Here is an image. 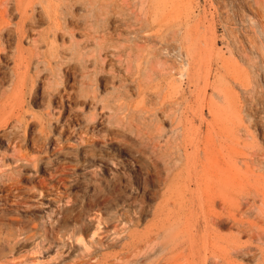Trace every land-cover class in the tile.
<instances>
[{
    "label": "bare ground",
    "instance_id": "bare-ground-1",
    "mask_svg": "<svg viewBox=\"0 0 264 264\" xmlns=\"http://www.w3.org/2000/svg\"><path fill=\"white\" fill-rule=\"evenodd\" d=\"M83 1L85 0H0V67L3 63L1 57L4 58V63L9 61L11 64L8 73L13 92L10 96L12 99L7 101L9 103L14 101L12 106L6 105L8 110L0 106V140L11 143L15 153L14 166L9 170L10 174L3 169L6 166L4 163L2 164L4 167H0V193L10 188V195L16 202H19L20 191H23L19 183L34 180L29 176L40 170L54 172L53 160L42 156L49 154V148L43 147L45 141H48V144H54L56 141L63 143L64 138L73 136L80 141L78 153L85 158L86 169H96L104 165L113 177L116 176V163L110 162L96 149L99 128L95 127V118L99 114L95 111L101 115L100 109L102 111L109 109L106 104H102L99 96L84 94L78 98L73 89L67 87L56 89L48 95V111L41 115L33 113L31 121L25 120L29 111L24 105L25 90L33 72L44 82L65 79V83H70L69 75L65 76L60 72L66 68L74 81L82 73L85 80L83 83L93 85L100 73H106L104 64H113L114 56L118 55L115 54L118 51L115 52L114 47H111L114 34L101 33L97 27V18L90 27L85 25ZM108 1L110 3L104 5L107 9L109 7L112 9L107 12L102 9V13L113 12L115 0ZM122 1L124 4L129 0ZM258 1L257 5L253 6L257 11L264 8L263 3ZM90 2L94 4L95 0ZM98 7L96 6V9ZM175 7L179 8L178 5ZM88 12L90 13V10ZM144 13L147 19V9ZM191 14L189 10L188 20ZM99 15L95 12V17L100 18ZM112 17H108V21L114 18ZM76 34L83 38V43L75 40ZM127 37L125 49L132 51L136 40L132 41L131 36ZM224 38L230 40L232 36ZM186 39L189 49L197 45L189 33ZM236 39L240 44L239 48L235 47L237 53L229 41L225 51L215 47L218 39L212 40L213 63L211 62V67L207 64V68H210L207 73L205 70L204 80L206 89H212L213 95L209 96L206 93L204 99L199 101L202 112L208 111L211 120L201 118V127H194L192 122L188 126L189 121L181 112L177 118L180 129L166 137L163 146L165 151H162L160 142H155V147L160 151L159 156H155L159 160L158 166H154L161 167V176L154 181L157 189L142 197L134 193L117 192V197L105 193L97 194L92 204L83 210V224L80 228L70 229L66 222L62 223L60 220L50 227L54 247H51V243L37 245L35 253L41 255L40 264H63L66 258H71L73 264H238L233 259L234 255L241 254L245 259L252 257L248 246L240 240L242 234H248L253 240L264 241L263 231L261 233L264 229V178L246 177L244 172L250 171V164L257 166L264 164V154L261 160L258 151L260 148L246 144L243 137L249 132V126L253 125V128L259 126L262 136L264 135V119L260 114L258 94L264 83V48L259 47L261 56L251 55L247 51V45H250L252 50L257 48L261 39L257 34L246 37L247 41L244 39L247 42L246 46L241 37L236 36ZM59 41L62 45L58 44ZM66 42L72 47H77L78 58L74 62L68 54L71 47L63 49ZM23 43H28L30 47H23ZM89 43L93 44L94 49L83 52ZM137 49L140 51L142 47ZM228 53L230 56H227ZM235 53L239 55L238 59L234 57ZM171 56L172 53L170 59ZM127 61L128 67H131V56L127 57ZM184 66L185 69H189L190 63L185 62ZM54 67L59 69L56 71ZM145 74L144 71V76ZM41 75L43 77H40ZM104 82L106 85L111 83L114 86V77L108 75ZM235 87L240 90L237 91ZM173 92L174 89L170 86L166 99L171 98ZM143 93L145 97L146 88ZM242 94L253 99V104L251 102L252 105L250 104L247 109ZM183 102L186 104L185 108L193 107V101L183 97ZM219 102H222V105ZM85 105L94 113L86 116L84 121L79 109ZM167 105L171 106V102L167 101ZM56 110H59V116L67 120L57 118ZM66 111L69 115L65 117ZM24 122L30 127L36 125L39 136L22 138L19 130ZM203 124L205 130H202ZM47 129L50 131L58 129V135L54 134L52 138L47 137L45 141H41ZM174 140L177 145L176 151L171 150ZM21 142L26 144L31 142L39 149V155L31 156L20 151V148L18 150ZM56 145L58 147L61 144ZM249 148L250 155L243 150ZM241 156L248 161L244 159L239 166L234 158ZM71 157V154L62 148L55 163L68 161ZM155 163L154 161L153 164ZM111 187L117 191L116 180ZM7 194L0 195V202L3 203L0 213H3L2 211L6 210L4 207L9 204ZM9 197L12 200L11 196ZM40 197L46 199L48 192L46 194L41 192ZM103 205L113 208L105 217L99 212ZM143 219H146L144 227L140 225ZM20 223L19 218H8L5 214H0V264H38V259L33 260L29 256L22 259L13 256L31 248V240L37 235L36 232L28 234L31 230L23 232L22 227L19 229ZM4 226L7 228L5 232L2 230ZM34 227L32 226L33 229ZM223 230H234L233 233L237 231V235H234L236 240L232 248L229 247V253L226 252L227 237L222 235ZM79 242H83V255H78L74 249ZM110 246L116 248L114 253L102 254L96 262H91L96 253ZM259 257L261 258L257 257V261L261 260V264H264V257L260 254Z\"/></svg>",
    "mask_w": 264,
    "mask_h": 264
},
{
    "label": "rangeland",
    "instance_id": "rangeland-1",
    "mask_svg": "<svg viewBox=\"0 0 264 264\" xmlns=\"http://www.w3.org/2000/svg\"><path fill=\"white\" fill-rule=\"evenodd\" d=\"M258 2H262L264 5V0H259ZM109 3L108 0H95L94 4H92L90 0L83 1V21L85 25L90 27V25L98 19L97 27L101 33L107 34L112 32L114 34L113 45L111 46L109 44L111 47H114L113 50L115 52L118 51L115 53L116 55L118 53V55L114 56V65L105 63L104 68L105 70L107 69L105 71L106 73H100L97 77V81L92 83L93 85H86L83 83L85 80L83 79L82 73H80L79 76H77V80L74 81L66 68H63L60 72L62 75H69L70 83H65V79L44 82L33 72L31 74L32 78L29 79L25 90L24 105L26 110H29L28 114L25 116V120L29 122L31 121V114L41 115L48 111V95L56 89H62L63 87H67L70 90L73 89L78 98L84 94L88 96H99L102 99V104H106L109 109L103 111L100 109L101 115L100 112L95 111L99 114V116L95 118V127L97 126V128H99V135L97 134L98 137L96 138V149L110 162L113 161L116 163V176L113 177L104 165L96 169H86L84 166L86 163L85 158L78 153L80 141L73 138V136L71 137L69 135L68 138H64V140H62L63 143L56 141V143L61 144L58 147L56 143L48 144L45 138H52L54 134L58 135V129L55 131L47 129L43 133V139L41 141H45L43 143L44 146H42L49 148V154H44L42 156L50 157L53 160L54 164L52 170H54V172L40 170L35 172L33 176H29V178L33 177L34 180L29 179V181L27 180L19 183L23 188V191H20L21 195L18 200L21 203L14 201V197L10 195L9 192L11 191L10 188L7 189L8 191L0 193L1 196L8 193L9 203L7 206L8 208L4 207L7 211L4 210L5 212L2 211L3 213L0 214H5L8 218H19L21 226L18 227L19 229L22 227L23 232L31 230L28 234L32 232L37 233L35 238L31 240V248L20 254H13V256L16 255L15 257L19 259H22L24 256H29L33 260L38 259L37 263L40 264L42 259L41 255L35 253L37 245L40 243H51V247H54V245H52L50 227L52 228L57 220H60L62 223L66 222L70 229L80 228L83 224V210L87 209L92 204L97 194L105 193L111 197H117L120 193H134L138 197H142L157 189L154 181L161 176V167L154 166H158L159 160L155 156H157L160 151L155 147V142H160L162 151H165L163 146L166 137L169 135L171 136V132H176V130L180 129L179 125H177V118L181 112L187 117L189 121L188 126H190V122H192L194 127H201V118H204L206 121L211 120L208 111L202 112L199 101L204 99L206 93L209 94V96L213 95L212 89H206L204 79L208 69L211 67L210 64L213 63L212 49L214 38L218 39L215 44L217 49H224L226 51L229 41L234 52L237 53L235 47L239 48L240 44L236 36L241 37L246 46L247 40L245 38L257 34L259 39L261 38V42L259 41L257 48L252 50L250 45H247L246 49L251 55L261 56L259 47L264 48V8L259 11L254 9L253 6H255V4L257 5V0H129L128 2H124V4L122 0H115L113 12L109 14L102 13V9H104L105 12L112 9L111 7L107 9L104 5ZM177 5L179 8H174V6ZM96 6L99 7L96 9ZM145 9L148 11L147 19L144 13ZM88 10H90V13ZM189 10H191L192 14L188 20ZM95 12L100 14L99 17H101H95ZM127 14H129V16ZM110 16L114 18L112 17L113 19L108 21V17L110 18ZM124 16L126 17L124 18ZM110 27L116 29V35L115 31L111 30ZM188 33L192 39H195V43L197 42V45L193 46L192 49H189L187 46L186 38ZM127 36H131L130 40L133 38L132 41H134V39L136 40V42L134 41L132 51H130V49H125L124 44H126ZM227 36H232V39H225L224 37ZM243 36L244 38H242ZM75 40L79 43H83V38L80 37L79 34L75 35ZM154 41L156 43H154ZM208 41H210V45ZM58 44L62 45L60 41ZM23 47L29 48L30 46L28 43H23ZM138 47H142V49L138 51ZM67 48L71 49L68 50L71 61H76L78 58L76 54L77 47H72L69 42H66L63 49ZM86 48L87 49L83 50V52L92 51L94 46L92 43H89ZM177 50H179V52ZM171 53L172 56L170 59ZM236 53L234 57L238 59L239 55ZM118 56L119 58H117ZM128 56H131L132 59L131 67H128L127 64ZM227 56H230L229 53ZM102 57L104 56L102 55ZM1 61L3 63L0 67V106L8 110L7 106H9V104L12 106L14 102L10 101L9 103L7 101L12 99L10 96L13 92V85L10 82L8 73L11 64L9 61L4 63L3 57H1ZM203 61H205V65ZM185 62L190 63L189 69H185ZM191 62H194V64H191ZM207 64L210 65L209 68H207ZM54 69L57 71L59 68L54 67ZM144 71L146 73L145 76ZM108 75L114 77V86L111 83L110 85L105 84V77ZM40 77H43V75ZM201 81L203 82L201 83ZM170 86L174 89V92L172 93V97L168 98V100L166 98ZM112 87L115 88L113 89ZM145 88L147 90V95L143 97ZM235 89L237 91L240 90L237 87H235ZM259 92V104H261L259 105V109L261 108L260 114L264 119V83H262ZM183 97L193 101L192 108H185L186 104L183 102ZM242 99L245 103V109L253 104V99L249 95L242 94ZM217 100L218 99H216V101ZM167 101L171 102V106L167 105ZM219 103L222 105V102ZM58 111L59 110L55 111L57 118L61 117L60 120H67L59 116ZM68 112L66 111L65 117L69 115ZM92 113L94 112L87 105L79 109V114L83 117L84 121L86 120L85 117L91 116ZM100 116L103 118H101L102 120L100 119L101 122L99 121ZM253 126H249V132L243 139L246 144L260 148L258 151L260 153V159L263 160L264 135L262 136V130L259 126H255L254 128ZM205 129V124H203L202 130ZM38 131L36 125L30 127L24 122L19 133L22 138H24V136L31 138L39 136ZM65 143L67 146H65ZM173 143L174 144H171V150L176 151L177 145L175 140ZM19 145L20 147L18 146V150L20 148V151L23 153H27L31 156H38V153H40L38 151L39 149L31 142L28 144L21 142ZM62 148L70 153L73 158L71 157L70 160L65 162H57V164L55 163L56 157L59 152H61ZM243 150L250 155L251 148ZM14 158L15 153L11 143L0 140V167H4L2 166L4 163L6 166L3 169L7 170L8 174H10L9 170L11 167L14 166ZM234 159L238 161L239 166H241L240 162L244 159L246 160V158L242 159V156ZM154 161L157 164H153ZM250 165V171L247 172L244 168L246 177L264 178L263 163L260 164V166ZM50 173L52 174L50 175ZM115 180L118 184L117 191L113 190L111 187ZM41 192H44V194L48 192V197H46V199L41 198ZM9 196H11L12 200H10ZM2 204L3 203L0 204V207H3ZM112 209L113 208L107 205H103L99 208V212L105 217ZM145 224L146 219L141 220L140 225L144 227ZM32 226H35L36 229L35 227L33 229ZM140 228L142 227L140 226ZM2 230L5 232L7 228L4 226ZM233 232L234 230L222 231V235L227 237L226 244L228 246L225 245L227 248L226 252L228 253L236 240L234 235H237V231L235 233ZM261 233L264 234V229L261 230ZM242 235L240 241L248 246L250 249L249 252L251 251L250 254L254 256L252 255V257H246L245 259L241 254H238L239 256L234 255L235 257L233 256V259H235L238 264H261V260L257 261V257L261 258L259 254L264 257V241L261 242V240L258 239L253 240L248 237V234ZM78 244L79 245L74 246V249L77 251L78 255H83V242H79ZM111 247L112 246L107 247L105 250L103 249L104 252L102 250L96 253L94 257L92 256L91 262H96V259L102 254L114 253L116 248H114V246V249ZM9 257L11 258L12 256L9 255ZM73 259L76 261L79 260V258ZM72 261L71 258H66L63 264H73Z\"/></svg>",
    "mask_w": 264,
    "mask_h": 264
}]
</instances>
